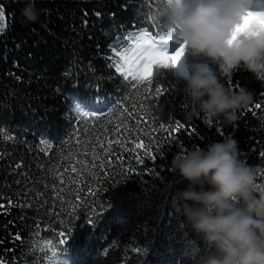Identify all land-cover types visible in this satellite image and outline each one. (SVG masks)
I'll return each mask as SVG.
<instances>
[{
	"label": "trees",
	"instance_id": "trees-1",
	"mask_svg": "<svg viewBox=\"0 0 264 264\" xmlns=\"http://www.w3.org/2000/svg\"><path fill=\"white\" fill-rule=\"evenodd\" d=\"M25 2L0 0V264H197L211 250L173 207L188 186L173 156L230 137L241 160L264 166V73L239 67L228 79L212 64L226 88L254 101L234 125L208 120L183 75L205 58L185 52L175 68L154 67L151 82L116 70V53L131 57L141 35L180 46L151 21L157 0H35V22L22 15ZM176 122L193 134L169 139Z\"/></svg>",
	"mask_w": 264,
	"mask_h": 264
},
{
	"label": "clouds",
	"instance_id": "clouds-1",
	"mask_svg": "<svg viewBox=\"0 0 264 264\" xmlns=\"http://www.w3.org/2000/svg\"><path fill=\"white\" fill-rule=\"evenodd\" d=\"M22 15L38 19L35 0H26ZM150 15L161 34L175 29L185 52L205 58L183 74L193 105L208 120L234 125L253 93L226 88L211 65L228 79L239 67L264 73V0H157ZM171 170L188 181L172 199L184 217L181 226L211 250L197 264H264V191L256 189L264 166L241 160L238 142L229 137L206 150L174 154Z\"/></svg>",
	"mask_w": 264,
	"mask_h": 264
},
{
	"label": "snow or ice",
	"instance_id": "snow-or-ice-1",
	"mask_svg": "<svg viewBox=\"0 0 264 264\" xmlns=\"http://www.w3.org/2000/svg\"><path fill=\"white\" fill-rule=\"evenodd\" d=\"M114 15L115 14H113V16ZM255 15L256 14L254 13H249V16L254 17ZM3 20L4 12L3 9L0 8V26H2ZM0 30H2V27H0ZM173 38H178L176 36L175 29H173L172 33L166 37V39ZM139 40L141 43H138L135 46V50L131 57H125L119 52L116 53L117 55L121 56V62L116 65V70L117 72H122V74L126 77L131 76L133 79L151 82L154 67L174 68L185 54L186 45L184 43H180V46L172 54H167L165 52H159L155 50V43L152 36L141 35L139 36ZM147 91L149 94L153 95L154 98H158L163 94V90L159 87H156L154 90L149 87ZM254 108L261 109L262 105L260 103H255ZM76 110L82 116L89 115L88 112L82 111L79 104L76 105ZM159 126L164 128V125ZM167 131L169 133V139H172L173 137L171 136V133H181L183 131L187 135H192L194 129H192L189 125L176 122L174 127L168 128ZM137 147H140V145H137ZM261 155L264 156V152H262ZM148 157L153 161L157 158L156 154L154 153H148ZM139 163H144L143 159H140ZM129 171L133 170L130 169ZM121 176H125V174L122 172ZM126 178L127 176H125V179ZM114 183H118V181H114ZM104 211H106V207L102 203L96 205L95 207H90V215L86 217L87 223L93 224ZM71 232L72 228H66L60 233V245L66 244Z\"/></svg>",
	"mask_w": 264,
	"mask_h": 264
},
{
	"label": "rangeland",
	"instance_id": "rangeland-1",
	"mask_svg": "<svg viewBox=\"0 0 264 264\" xmlns=\"http://www.w3.org/2000/svg\"><path fill=\"white\" fill-rule=\"evenodd\" d=\"M155 43V42H154ZM155 50L165 53H173L176 51V47L169 41L164 43H155Z\"/></svg>",
	"mask_w": 264,
	"mask_h": 264
}]
</instances>
